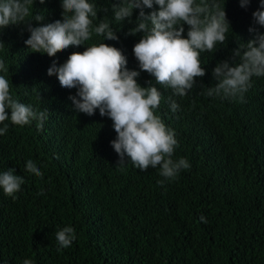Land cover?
Returning a JSON list of instances; mask_svg holds the SVG:
<instances>
[{
  "label": "trees",
  "instance_id": "trees-1",
  "mask_svg": "<svg viewBox=\"0 0 264 264\" xmlns=\"http://www.w3.org/2000/svg\"><path fill=\"white\" fill-rule=\"evenodd\" d=\"M88 2L97 12L93 28L106 20L117 41L93 32L82 46L53 57L32 53L25 45L28 28L62 20L61 0H34L24 23L0 29L7 69L0 75L9 79L11 95L47 110L42 128L37 121H5L7 132L0 135V173L12 169L24 179L13 197L0 189V264H264V76L252 77L242 100L207 95L218 83L212 75L217 63H239L233 50L253 38L249 28L264 34L252 18L260 0L246 8L240 0H205L224 7L230 29L223 44L200 53L205 75L186 95H175L146 72L137 78L141 87L151 81L161 92L155 114L175 133L172 159L191 165L173 180H164L159 166L140 171L127 158L118 166L112 121L98 109L91 116L76 112L68 97L77 89L62 88L55 74L47 75L54 62L59 67L73 52L102 42L122 52L128 70H139L132 49L142 34L128 35L139 10L132 21L117 22L113 5L120 0ZM156 10L144 9L146 15ZM36 14L44 20L34 21ZM28 160L42 177L26 171ZM64 227L74 229L75 240L57 251L55 234Z\"/></svg>",
  "mask_w": 264,
  "mask_h": 264
},
{
  "label": "clouds",
  "instance_id": "clouds-1",
  "mask_svg": "<svg viewBox=\"0 0 264 264\" xmlns=\"http://www.w3.org/2000/svg\"><path fill=\"white\" fill-rule=\"evenodd\" d=\"M33 3L34 0H0V29L24 23L31 14ZM39 3L44 4L45 0H39ZM249 3L250 0H240L242 8ZM153 5L158 10L146 15L144 9H152ZM61 7L62 20L28 28L30 36L25 45L32 53L53 57L70 46H82L93 32L103 36L104 40H118L116 31L106 20L93 28L92 18L97 17V12L88 0H61ZM262 9L264 0H260L259 8L252 13L255 24L260 27H264ZM134 10L139 13L128 35L142 34L132 49L138 71L128 70L122 52L102 42L84 47L83 52H73L59 67L54 62L47 75L55 74L62 88L77 89L75 96L68 97L76 112L91 116L98 109L101 117L107 116L112 121L116 139L111 142V147L120 158L118 166L131 162L140 171L159 166V174L164 180H173L191 165L186 158L172 159L178 145L175 133L155 114L161 92L151 81L147 82V87H141L137 78L141 72H146L154 77L156 84L171 88L175 95H186L196 79L205 75L200 53L212 52L217 43L223 44L230 23L224 7L209 5L205 0L200 3L196 0H120L119 4L113 5L115 21H132ZM44 18V15L36 14L34 21L39 23ZM184 25L189 29L187 38L183 36ZM249 32L253 38L233 50L239 63L226 60L214 67L212 75L218 83L208 89V96L223 94L225 98L239 96L242 100L243 94L252 86V77L264 76V34L251 27ZM3 46L0 41V48ZM0 71H7L2 59ZM10 88L9 79L0 75V124L9 121L12 125L24 126L37 121V127L42 128L47 110L36 111L19 102L11 95ZM170 108L176 112L178 105L173 101ZM7 129L8 125L4 124L0 135ZM25 169L42 177L32 160L27 161ZM164 180L158 183L163 186ZM23 183L24 179L12 169L0 173V189L6 196L13 197ZM199 220L206 222L203 216ZM55 239L60 246L57 251L70 247L75 240L74 229L64 227L56 232ZM23 264L33 262L26 259Z\"/></svg>",
  "mask_w": 264,
  "mask_h": 264
}]
</instances>
